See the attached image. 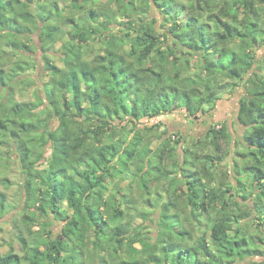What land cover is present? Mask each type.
Instances as JSON below:
<instances>
[{
    "label": "trees",
    "instance_id": "trees-1",
    "mask_svg": "<svg viewBox=\"0 0 264 264\" xmlns=\"http://www.w3.org/2000/svg\"><path fill=\"white\" fill-rule=\"evenodd\" d=\"M73 1L84 10L98 0ZM115 1L120 8L130 9L123 18L130 26L137 24V29L127 28L123 35L110 33L113 25L123 26L110 18L117 17L111 8ZM210 1L191 2V8L195 5L198 11L185 21L193 29L188 42V35L182 36L179 31L185 23L179 21L180 17L185 10L190 12L182 0H109L96 5V9L93 6L85 10L79 19L84 21L80 28L75 25L74 17L61 15L56 0H0V87L8 91L7 104L2 102L0 109V150L9 133L18 143L25 195V204L16 221L20 252L13 248L5 254L0 252V264H231L236 261L264 264L259 262L264 256V212L248 199L264 198V170L259 167L264 160V77L252 73L247 95L251 100L246 97L242 101L238 116L240 124L247 128L244 138L251 154L258 152L256 157L260 156L253 165L252 191L241 198L243 205L249 204V210H233L221 202L226 197L222 187L206 189L207 184L214 182L208 166H214L213 157L185 147L181 163L178 148L173 146V142L179 143V138L174 133L168 135L167 124L162 121L174 109L186 111L188 117L208 113L204 103H210L213 108L220 100L219 78L231 80L233 83H227L226 87L232 88L255 66L253 43L264 38V13L255 1L263 6L264 0H220L216 5ZM36 4L40 5L38 12L33 9ZM217 6L220 7L217 17L210 14L215 26L202 22L203 10L209 13ZM153 7L168 18L161 34L148 18ZM138 13L142 16L132 20ZM55 20L70 28L68 40H64L67 30L54 24ZM38 31H42L40 48L46 53L52 45L62 42L55 53L64 67H58L45 54L48 79L42 81L38 90L42 95L37 91L38 102L18 103L13 97V87L30 81L21 77L36 69V61L18 60L6 71V56L38 49L35 42L32 45L27 42V37ZM92 37L106 43V49L104 54L88 59L82 48ZM124 38L134 40L131 51L125 50ZM235 38L241 44L229 48ZM201 53L211 58L203 56L202 72L183 77L184 72L190 71L194 57H200ZM229 53L232 59L227 63ZM156 118H161L158 124L147 125ZM52 120L59 123L55 130L51 128ZM119 120L133 123L135 128L128 130ZM142 121L146 122L143 130L138 128ZM119 129V134L114 133ZM155 129L162 133L157 148L151 149L146 141ZM208 132L210 146L219 154L220 143L229 139L228 130L224 126L220 129L212 126ZM50 143L51 158L45 160L48 168L38 170L36 158L46 153ZM131 167L136 168L133 176L142 196L152 197L150 192L155 186L166 181V200L161 198L159 190L155 193L160 203L151 198L146 200L149 207L162 209L157 220L159 234L163 223L170 218L168 214L175 217L174 204L180 210L186 207L197 227L199 217L213 215L210 242L204 238L191 242L187 248L176 250L180 255L176 260L172 251L159 245L158 232L152 238L139 232L143 225L149 228L145 222L150 220V213L146 211L138 215L145 214L148 219L133 227L138 235L129 237L127 230L132 227L133 208L126 204L123 208L122 197L118 198L110 189L107 178L121 179ZM125 198L131 199L127 194ZM59 203H66L72 214L61 210ZM9 208L5 195L0 193V219L8 215ZM52 214L61 222V230L56 233L52 230ZM125 217L129 218L127 224L122 223ZM247 219L258 221V235L249 230L253 221ZM187 225L183 224V229L176 226L177 232L192 240ZM36 226L39 229L34 231Z\"/></svg>",
    "mask_w": 264,
    "mask_h": 264
},
{
    "label": "rangeland",
    "instance_id": "rangeland-1",
    "mask_svg": "<svg viewBox=\"0 0 264 264\" xmlns=\"http://www.w3.org/2000/svg\"><path fill=\"white\" fill-rule=\"evenodd\" d=\"M109 0H98L97 3L93 5H87L86 9L81 10L80 8L76 7V1L73 0H56L58 7L60 9L61 15L63 17H74L76 20V26L79 28L82 27L84 24V21H79L80 18H83L85 14V10H89L91 7L96 9V5L105 4ZM193 0H182L186 6H189L190 12L188 10H185L183 12V15L180 17L179 21L185 22L187 18L190 17L191 14L194 12H197L195 5L191 8V2ZM220 0H211L212 3H217ZM151 2V0H149ZM256 2V6L260 7V11L264 13V5L261 6L258 1ZM215 3V5H216ZM202 5L204 3L202 2ZM40 8V5L36 4V6L33 7V9L38 12ZM115 13L117 14V17L114 18L113 15L110 16V18L114 22H121L122 25H113L110 27V33L111 34H121L123 35L122 31H127V28L137 29L138 25L134 24L133 26L128 25L127 19H124V14H127L130 12V9L128 7H122L117 4L115 1L114 4L111 7ZM220 7L217 6L213 9V11H210L208 13V10H203V19H201L202 22H208L212 27L215 26V23L212 19H210V14H213L214 18L217 17L219 14ZM87 12V11H86ZM190 13V14H189ZM139 16H142L140 13L134 14L133 17H131L132 20H135ZM264 16V15H263ZM166 17V18H165ZM148 18L150 20L154 21V27L155 30L159 34L163 32V28L165 26V21H168L167 16H164V14L161 15V13L158 12L156 7H153L150 11V15H148ZM54 24H57L61 27L62 30H67V35L65 36L64 40L69 39V33L70 28L62 24V21L57 22L55 20L53 22ZM52 23V24H53ZM94 25V24H93ZM181 32L180 35L186 36L188 35V42L191 39V35L193 33V29L189 26H187L186 22L182 24V27L179 29ZM42 31H38L35 34H31V37H27V42L34 44L36 43V46H38V49H34L33 51L29 52L26 51L22 53V51L17 52H11L10 56L7 57L6 60V71L9 70L11 67H13L14 62L16 61H25V62H32L36 61V69L27 71L25 77H21L22 79H30L27 83L24 85L17 84L13 87V97L14 100L18 103H33L38 102L36 98V93L40 86L42 85V81L47 80L46 71L44 70L45 66V54L49 56L51 61L55 63L58 67L63 68V63L59 57V54H56L55 52L60 48L62 42H58L50 47L48 49V52L46 53L45 50L41 49V43L40 41V35ZM197 32V31H196ZM179 34V33H178ZM210 38V36H209ZM208 34H207V40H209ZM26 40V39H24ZM124 47L125 50L131 51L132 47L134 46V40H128L124 38ZM182 42L185 44V40L182 39ZM240 43L239 38L233 39V41L229 44V48L235 49ZM2 46L0 45V48ZM85 53H87L86 58L92 59L94 56L98 54H104V51L106 49V43L103 41H100L98 39H95V37H92L89 39L88 43L84 45L82 48ZM252 52L255 54V66L253 69L246 74L244 79L242 81H236L234 84L235 86L232 88L226 87L227 83L232 82L231 80H228L226 78L220 77L218 80V84L221 85V89L219 91V98L220 100L213 104V108L211 107V104L208 102H205L203 105V108L206 111H209L208 113L204 114L199 112L196 116L188 117L186 111L182 109H174L168 112L165 116L162 117V121H164L165 124H167L168 129V135L169 134H177V137L179 138V143L173 142V146L178 148L179 153V160L182 163L184 158V152L183 148H189L192 151L195 152H201L202 154H206L209 156H212L214 159V166H209V169L212 171V175H214V182L213 184H207L209 181H206V189L207 190H213L216 187H222L225 198L221 199V202H226L230 207H232L233 210H239L238 208H242L243 210H249V201H247V206L243 205L241 202V198H246L244 195H250L252 191V182L254 180L253 176V170H255V167L253 166L256 164L257 159L260 157H256L258 152L255 154L253 151L251 154V147L249 143L244 138V134L246 132V127L242 126L239 122L238 116H239V108L248 95L249 90L251 89V85H248V80L251 78L252 73L256 72L260 75V77H264V38L262 41H260V38L257 39L253 43ZM207 54H202L200 57H194L192 64L190 66L189 72H184L182 74L183 77L191 75L192 77L195 75H199L202 72L201 69V63L203 64V56ZM208 56V55H207ZM206 56V57H207ZM209 57V56H208ZM226 61L229 63V61L232 59V54L229 53L226 56ZM210 58V57H209ZM218 58V55L215 57ZM211 59V58H210ZM1 66V62H0ZM206 75V74H205ZM204 75V76H205ZM233 83V82H232ZM219 85V86H220ZM39 95H42L41 91H38ZM10 93V92H9ZM67 96V95H66ZM69 96V95H68ZM8 97V91L4 90L0 87V109L2 108V102L4 105L7 104ZM247 99L250 101L247 97ZM247 100V101H248ZM39 109H42L40 107ZM211 110V111H210ZM161 119V118H160ZM159 118L154 119L151 123H148L147 125L154 126L155 124H158ZM121 126H128V130H132L134 127L133 123H126L125 121H118ZM146 125V122L142 121L138 124V128L144 129ZM59 126V123L55 120H52L51 122V128L52 130L57 129ZM216 127V129H220L222 126L226 127L229 133V139L226 141H222L220 143L221 150L219 154H216L213 150V148L210 146V141H208V131L211 127ZM10 129L12 127L10 126ZM119 130L114 131V133L119 134ZM162 132H159L157 129L150 133V137L147 139L146 143L149 148L156 149L160 142V135ZM6 143L3 145V147L0 150V193L4 194L6 197V202L8 205H10L9 213L8 215L0 219V252L2 254H5L10 251L11 248H13L15 251L20 252V243L16 240V234L17 231H19L17 228V222L19 221V213L21 210V207L25 204V195L23 191V183H24V175L21 167V163L18 159L17 155V148L18 143L11 139V136L9 133L6 134ZM131 137V136H130ZM176 138V137H175ZM211 138V137H209ZM21 141L24 138H20ZM31 139H37V138H31ZM40 139V138H38ZM174 139V138H173ZM210 140V139H209ZM20 141V140H19ZM181 141V142H180ZM201 145H205L204 148L201 147ZM52 144L50 143L49 148L47 149L45 154H42L41 156H37L36 158V169L38 170H45L48 168V164L45 161L50 160L51 153H52ZM199 153V154H201ZM126 159V157L124 156ZM154 161L157 162L156 158ZM124 163V161H123ZM122 166V163H121ZM253 166V167H252ZM264 170V160L262 161L261 165L259 166ZM136 168L131 167L130 171L126 173L121 179L118 177L115 179L107 178V184L110 187V189H113L114 192L117 194L118 198L122 197L123 201V208L130 206V208H133L132 216L133 219L131 220V229L127 230V234L130 237L131 235H134L133 237L138 235L137 231H133V227H138L141 224H143V220H147V216L145 214L138 215L140 212H148L150 213L148 215L149 221H146V226H149L148 229L145 228V225H143L141 231L142 236L147 237V235L152 238L157 232V236L159 237L158 243L159 245L165 246L167 251H172V257L174 259H179L180 255L179 252L176 251L180 248H187L191 245V242L194 243L195 240L204 238L207 241L210 242V221L213 219V215L211 214H205L202 217H199L200 223L199 227L196 226V223L192 221V217L189 214V211L186 207H183L181 210L172 204V207L174 210L172 212L174 213L175 217H173L171 214H168L170 217L169 220H166L163 223V230L159 234L158 231V224L157 220L159 219L160 213L162 209L158 208H151L148 206V200L151 198L153 202L160 203L158 201V198L156 196V191H158L161 194V198L167 199V193L165 191L166 189V181L158 184L155 186V189L150 192L153 193L152 197H149L148 195L142 196L139 189V184L136 182L137 180L134 179L133 174L135 173ZM178 172V171H177ZM256 172H259L257 170ZM161 173V171H159ZM180 174V173H179ZM160 175V174H159ZM185 181V179H182ZM120 182L119 187H117V184ZM210 186V187H209ZM158 187V188H156ZM122 188V189H121ZM184 191L187 192V188L184 186ZM121 189L122 192L119 194L118 190ZM230 189L228 193L226 190ZM247 189V190H246ZM251 189V190H250ZM131 193V194H130ZM129 196L131 199H126L125 195ZM143 198V199H141ZM184 200L186 199V196H183ZM251 202H253V205H258V210H261L264 212V198L258 199L257 196H253L252 198H248ZM154 203V205H156ZM173 203V202H172ZM60 209L63 211H66L67 214H72V211L68 208L66 203H59ZM125 204L127 206H125ZM177 205V202L175 203ZM232 205V206H231ZM136 206V207H135ZM246 207V208H245ZM189 208V206H188ZM125 210V209H124ZM112 209H110V212ZM145 212V213H146ZM197 212V211H196ZM264 216V215H263ZM51 221L54 223V227H52V230L56 233L61 230V222L58 221L56 214H52L50 217ZM198 220V221H199ZM249 220V219H247ZM253 222L249 228V230L258 235V230L256 228L258 221L251 219ZM249 220V221H251ZM184 222V223H183ZM244 222V221H243ZM123 224L129 223V218L125 217L122 220ZM242 223V222H241ZM183 224H188L191 233H192V240L190 237L186 235H181L177 232V228L183 229ZM187 225V226H188ZM39 226H36L34 231L38 230ZM50 230V229H49ZM232 235H234V232H232ZM91 236L94 238L93 230L91 231ZM155 237V236H154ZM139 244V243H138ZM137 246V245H136ZM79 258V257H77ZM82 258V257H80ZM173 259V260H174ZM190 261V260H189ZM188 261V262H189ZM264 261L263 258L259 261ZM247 263L251 262V260H246ZM191 263V262H190ZM229 264V263H227ZM231 264H243L242 261H236Z\"/></svg>",
    "mask_w": 264,
    "mask_h": 264
}]
</instances>
